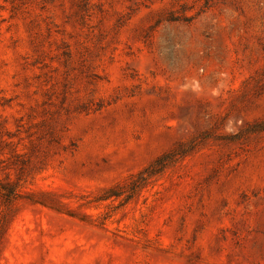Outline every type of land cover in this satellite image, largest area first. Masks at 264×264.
<instances>
[{
	"label": "rangeland",
	"instance_id": "374dc122",
	"mask_svg": "<svg viewBox=\"0 0 264 264\" xmlns=\"http://www.w3.org/2000/svg\"><path fill=\"white\" fill-rule=\"evenodd\" d=\"M0 185V264H264V0H0Z\"/></svg>",
	"mask_w": 264,
	"mask_h": 264
},
{
	"label": "trees",
	"instance_id": "16d2710c",
	"mask_svg": "<svg viewBox=\"0 0 264 264\" xmlns=\"http://www.w3.org/2000/svg\"><path fill=\"white\" fill-rule=\"evenodd\" d=\"M163 159L164 158L158 160L156 162V166L157 165L163 166V165H161ZM153 167H155V166H151L150 168L145 169L144 171L138 173L135 176L139 180V184L141 185V187L145 186L147 184V181L149 180V178L151 176H153L155 174V172H157L154 170ZM132 192H134V189H132ZM118 196H120V193H118L115 188H112L106 193V197H104V199H101V200H107L109 198L118 197ZM16 197H17V193L14 190V188L12 187V185L11 186L10 185H6V186L0 185V198L6 207L11 206L13 203V200Z\"/></svg>",
	"mask_w": 264,
	"mask_h": 264
}]
</instances>
